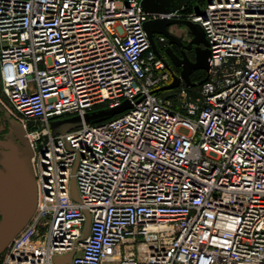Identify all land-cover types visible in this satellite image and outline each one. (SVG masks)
<instances>
[{"label":"built area","instance_id":"1","mask_svg":"<svg viewBox=\"0 0 264 264\" xmlns=\"http://www.w3.org/2000/svg\"><path fill=\"white\" fill-rule=\"evenodd\" d=\"M141 2L0 0V106L37 182L0 264L72 250L71 264H264V0L167 14L203 27L210 69L160 91L180 69L153 49L145 22L160 15ZM126 100L103 121L51 129Z\"/></svg>","mask_w":264,"mask_h":264},{"label":"water","instance_id":"2","mask_svg":"<svg viewBox=\"0 0 264 264\" xmlns=\"http://www.w3.org/2000/svg\"><path fill=\"white\" fill-rule=\"evenodd\" d=\"M192 1L194 0H142L141 2L146 12L160 15L145 22V29L153 49L159 56H163L157 49L154 34H164L168 39V45L165 49L167 57L175 66L181 68L180 74H176L171 68L172 82L155 91L174 89L182 81L188 87L196 86L201 84L204 79L198 83L193 82L192 73L198 69L206 71L210 69L209 59L211 51L203 27L199 23L188 19L166 16L184 8ZM172 24H182L187 27L192 35L191 40L187 44L184 43L182 37L171 32L169 27ZM173 44H178L182 47V56H179L174 51ZM193 46L195 49V60L191 59L186 53V49H192ZM130 106V102L126 100L114 108H101L87 112L83 116L74 115L56 119L51 122V129L55 134L65 133L84 123L99 122L113 117ZM6 116L11 124L10 133L14 132L17 140L11 136L9 140L2 141L5 147H9V150L4 151L0 160V163L4 165V167H0V256L11 240L27 224L37 205V182L31 163L32 150L28 145L26 134L20 122L12 118L7 112ZM43 150L46 149L43 148ZM76 166L77 164L74 166L73 172H75ZM71 193L76 200H80L75 177L72 178ZM90 227L91 216L87 212V221L82 239L88 236ZM74 254L75 250H72L66 254L56 256L55 264H71Z\"/></svg>","mask_w":264,"mask_h":264},{"label":"rangeland","instance_id":"3","mask_svg":"<svg viewBox=\"0 0 264 264\" xmlns=\"http://www.w3.org/2000/svg\"><path fill=\"white\" fill-rule=\"evenodd\" d=\"M201 4H202V0H194L191 2V5L195 11H199L201 9ZM170 30L174 34L182 37L187 43L191 40V35H190V33H189V31L185 25L172 24V25H170ZM191 53H193V52H191ZM201 70L198 69L197 72L195 73V75L201 73ZM192 89L196 90L197 88L194 87ZM9 125H11V124H10L9 118L6 116V111L2 106H0V137H2V135H1L2 132H5L6 127ZM0 143H1V141H0ZM0 146H2V144H0ZM2 147L5 148V146H2ZM2 157L3 156H1L0 160L2 159ZM0 167H4V165H2L0 163Z\"/></svg>","mask_w":264,"mask_h":264},{"label":"flooded vegetation","instance_id":"4","mask_svg":"<svg viewBox=\"0 0 264 264\" xmlns=\"http://www.w3.org/2000/svg\"><path fill=\"white\" fill-rule=\"evenodd\" d=\"M169 28H170V27H169ZM190 35H191V34H190ZM158 37H159V34H154V39H155V43H156L157 49L159 50L160 53H164V52H165V49H166V47H167V45H168V39H167V41H166L165 43H163V42H160V41L158 40ZM191 38H192V35H191ZM182 39H183V38H182ZM183 41H184L185 44H187V42H186L184 39H183ZM172 47H173L174 51H175L179 56H182V55H183L182 47H181L180 45H178V44H173ZM191 52H193V53H191ZM194 52H195L194 46H193L192 49H186V53H187V55H188L191 59H193V60H195V53H194ZM177 68L181 70L180 67H176V69H177ZM200 70H201V69H200ZM201 71H202V70H201ZM196 72H197V70L194 71V72L192 73V77L195 76V73H196ZM9 133H10V125L7 126L5 132H2V134H1L2 137H0V141H1L0 144H2V146H4L2 141L9 140L11 136H12L15 140H17V136H14V132H13V133H10V134H9ZM8 134H9V135H8ZM2 146H0V155H1V156H3L4 151L9 150V147L6 146L5 148H3ZM1 156H0V158H1Z\"/></svg>","mask_w":264,"mask_h":264},{"label":"trees","instance_id":"5","mask_svg":"<svg viewBox=\"0 0 264 264\" xmlns=\"http://www.w3.org/2000/svg\"><path fill=\"white\" fill-rule=\"evenodd\" d=\"M191 8H192L191 3H189L188 5L185 6L186 10H191ZM205 74H206V72L203 73V76H205Z\"/></svg>","mask_w":264,"mask_h":264},{"label":"bare ground","instance_id":"6","mask_svg":"<svg viewBox=\"0 0 264 264\" xmlns=\"http://www.w3.org/2000/svg\"><path fill=\"white\" fill-rule=\"evenodd\" d=\"M20 232V231H19Z\"/></svg>","mask_w":264,"mask_h":264}]
</instances>
